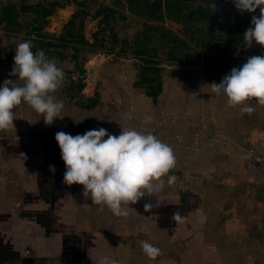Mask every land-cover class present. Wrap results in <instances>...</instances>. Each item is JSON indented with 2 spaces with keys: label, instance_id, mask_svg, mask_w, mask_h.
<instances>
[{
  "label": "rangeland",
  "instance_id": "374dc122",
  "mask_svg": "<svg viewBox=\"0 0 264 264\" xmlns=\"http://www.w3.org/2000/svg\"><path fill=\"white\" fill-rule=\"evenodd\" d=\"M205 1L194 0L192 5L197 7ZM117 2L0 0V7L8 3L17 5L19 9L24 5L43 4L52 11L43 18L41 13L20 10V26L14 29L0 26V84L5 79H17L11 75L15 47L28 38L33 39L34 51L43 46L50 53L49 57L56 58L58 66L65 73L62 86L56 92L57 98L64 101L63 118L47 126L42 114L22 103L14 109V127L0 129V154L2 151L9 158L14 153L9 150L13 145L10 142L16 140L23 143L17 154L22 153L31 159L30 163L26 161L21 167L20 162L15 167L10 164V170L18 168L22 171L23 179H27L24 182L28 190L32 182L39 183L42 188L39 200L43 211L37 212L39 222L33 220L31 225L44 226L40 237L60 236V239L63 234L61 227L69 220L73 221L75 216L74 213L70 214L75 192L78 189L82 191L81 185L63 184V176L54 179L56 175L49 168V161H53L54 166H60L61 171H65L55 140L56 132L76 135L103 127L108 133L119 135L121 127H135L138 130L147 128L162 139L167 137L166 133H162L164 127L170 130V140L175 142V135L178 134L182 142L187 143L184 145L186 151H181L182 155L200 157H197L198 161L190 159V163L180 165V176L174 185L165 183L159 193L145 196L132 208L166 225L161 228L170 237H182L176 228L178 222L172 219L176 212L175 205L184 208L190 206L194 210H198L196 205H204L206 211L200 210L201 215L205 216L206 213L208 220L207 215L211 213L216 222L215 227H210V240L208 238L205 242L208 225L201 223V243L199 241L193 245L194 252L202 251L203 248L211 252L201 260V264H264V106L253 102L255 111L242 114L237 108L228 106L226 98L213 93L210 86L212 82L219 83L233 67H240L248 57L264 55V47L255 42L251 47L239 43L238 49H235L236 45H226L224 42L214 48L208 44L205 47H192L188 51V65L164 62L163 93L155 104L137 86L141 61L133 51L138 47L136 40L144 30L143 19L130 13L126 5L117 6ZM51 3L59 5L52 6ZM107 7L117 12L105 27L102 25L104 28L101 30L99 21L103 15L96 18L95 14ZM222 7L240 12L232 0H225ZM75 14H78V18L74 34L64 39L62 35L66 33V25ZM166 22L175 31L182 29V25ZM39 25H42L40 31L36 30ZM201 26L204 27L203 24ZM113 32L118 36L117 43L114 42ZM225 32L228 31L215 30L220 40L224 39L222 35ZM65 44L67 47H63ZM152 45L159 49V58L165 59L167 48L160 46V43L157 45L155 41ZM114 46L115 50L110 51ZM123 46L124 51L121 49ZM73 47L82 49L77 60H74ZM82 67L86 69L84 75L79 72ZM80 79L85 83L81 94L77 91ZM127 112L132 113V120L124 119ZM146 115L152 117L147 125L144 123ZM198 144L199 150L192 147ZM34 156H37L38 161ZM39 165L40 171L36 178H32L33 169ZM67 190L72 191L71 197ZM167 194L174 197L164 202L161 196ZM84 198L86 206V196ZM145 202L152 203L153 207L145 210ZM167 203L170 204L169 208ZM89 204H94L91 197ZM161 205L163 211L160 214ZM52 227H60L57 235ZM215 238L217 242L213 243L211 239ZM90 259V255L81 253L77 264H87ZM195 263L199 264V260Z\"/></svg>",
  "mask_w": 264,
  "mask_h": 264
},
{
  "label": "clouds",
  "instance_id": "9594fccd",
  "mask_svg": "<svg viewBox=\"0 0 264 264\" xmlns=\"http://www.w3.org/2000/svg\"><path fill=\"white\" fill-rule=\"evenodd\" d=\"M232 3L241 13H255L259 8V16H252L242 39L245 47H251L253 42L264 47V0H232ZM211 7L215 9V0H211ZM33 48L32 38L15 47L11 75L17 79H5L0 84V129L14 127V109L22 103L42 114L47 126L63 118L64 101L57 98L56 92L65 73L55 57ZM210 86L213 93L226 98L228 106L242 114L253 113L254 104L264 106V55L248 57L240 67H233L219 83L212 82ZM124 119L132 120V113H125ZM151 120L146 115L144 123L147 125ZM55 140L65 165L62 183L81 185L82 193L90 195L92 203L100 205L101 211L106 206L114 216L127 217L130 204L159 193L165 183L172 186L177 181V175L171 171L177 162L173 146L147 128L121 127L119 135L110 134L103 127L76 135L58 131ZM152 207V203H144L145 210ZM172 219L183 222L185 216L178 210ZM205 219L202 214L201 223ZM139 244L151 260L162 254L148 240ZM99 264L120 262L105 256Z\"/></svg>",
  "mask_w": 264,
  "mask_h": 264
},
{
  "label": "crops",
  "instance_id": "0c3cea01",
  "mask_svg": "<svg viewBox=\"0 0 264 264\" xmlns=\"http://www.w3.org/2000/svg\"><path fill=\"white\" fill-rule=\"evenodd\" d=\"M162 131L163 134H167V137L162 138V140L171 144L174 148L177 162L175 168L171 171L179 178V171H181L179 169L180 165L183 163L184 165L185 163H190V159L198 161L199 158L197 159V157H200V155H182L181 151H186L184 145L187 143L182 142L178 134L175 135V142L170 140L168 135L170 134L169 129L162 127ZM10 141L11 140L7 142ZM12 143L13 145H11ZM21 144L23 145V143L17 142L16 140L10 142L12 148L9 150L11 153H14L9 158H7L2 151L0 154V226L27 228L36 236L33 240L35 244H38V252L37 255L35 254L37 259H35L34 256L32 257L34 258L33 263L77 264L81 253L84 255L86 253L91 256L87 264H99L100 260L105 256L119 260L120 264H194L197 260H199V264H201V260L208 257V252L210 251L205 248H203L202 251H193L194 243H199L200 241V210H203V212L206 211L204 205H197L198 211L195 213H191L194 210H189L190 213L185 221V223L187 222L190 224L187 226L190 227L187 234L182 235V237H170L169 234L158 225V222L149 217H145L139 212L137 213L132 206L128 209L127 217H117L114 216L106 206H104L103 211H101L100 205L89 204L90 195H85L87 199L86 207L83 203L85 196L79 189L75 192L74 196L76 198L72 200L73 210L70 209V214H75L74 219L73 221L69 220L67 223L70 228L69 232L73 233V236H61L62 239H59L60 236L46 237L45 235V238L40 237V228H42L41 226L43 225H38V228L36 225H31V222H33V220L39 222L37 221V212L43 211L41 209L43 206L39 200L42 195V188L39 183L35 182L34 184L32 182V186H30L28 190L24 182V180L27 179H23L22 176L24 175H22V171H19L18 168L11 171L10 167H8L10 164L14 165V167L18 166L19 162L21 167L24 162H31L30 156L26 158L23 155L17 154L19 153ZM5 145L6 144H4V146ZM192 147H197L199 150L200 144ZM35 158H37V156ZM53 163V161H49V168L56 175L54 179H59L64 175V172L63 170L61 171L60 166H54ZM40 167L39 165L33 169L34 175L32 178H36V174L40 171ZM79 196L82 198H79ZM52 200H55V198H52ZM207 216L209 217L208 220H204V223L208 225V229H205L204 242L206 239L208 240V238L210 240L211 228L213 226L215 227L216 222L213 214L210 213ZM67 224L65 226H67ZM59 228L60 227H52L54 231H58ZM63 231L66 230L63 229ZM180 233L183 234L185 232L183 230ZM77 234L81 236L79 240H77L78 237H75ZM141 240H148L158 246L162 254L157 257L156 260L149 259L141 249L139 244ZM211 240L213 243L217 242L216 238ZM6 243H14L13 246L18 248L21 242L18 241V239L10 241L8 239ZM94 244L97 246L93 247ZM41 249H43L44 252L41 251ZM27 253L26 251V255ZM78 254L79 256H77ZM0 264L8 263L0 258Z\"/></svg>",
  "mask_w": 264,
  "mask_h": 264
},
{
  "label": "trees",
  "instance_id": "16d2710c",
  "mask_svg": "<svg viewBox=\"0 0 264 264\" xmlns=\"http://www.w3.org/2000/svg\"><path fill=\"white\" fill-rule=\"evenodd\" d=\"M193 1L194 0H118L117 2V6L126 5L130 13L143 19L144 30L138 37V40H136L138 47L133 51L136 58L141 61L137 86L142 88L146 96L151 98L155 104L163 93L162 71L164 62L188 65V51L195 46L205 47L208 44L210 48H214L224 42L226 45H236L235 49H238L237 44L243 42V33L250 26L252 16H259V9H257L255 13L249 14L240 13L233 9H225V7H222L225 0H215V9L211 7V0H206L204 4L197 7L192 5ZM51 5L57 6L59 3H51ZM20 10L41 13L43 18L52 12L43 4L24 5L19 9L17 5L8 3L0 7V26L4 25L12 29L20 26ZM116 12V9L108 7L96 12V18L103 15L102 19L99 21L101 30L109 23L110 18L113 17ZM77 18L78 14L73 15L72 19L66 25V33L62 35V38L66 39V36H72L74 34L73 30L75 29ZM166 21L182 25V29L180 31H175L172 27L167 25ZM201 24H203L204 27H202ZM102 25H104V27ZM41 28L42 25H39L36 30L40 31ZM218 28L228 31L222 35L224 37L223 40H220L218 34L215 33V30ZM113 36L115 37L114 42L117 43L118 36H116L114 32ZM80 39L82 41L84 40L83 37ZM154 41L157 45L160 43V46H165L167 48L165 59L159 58V49L157 46L154 47L152 45ZM125 43L128 44L129 42ZM63 47H67V45L65 44ZM40 48L45 50L43 46H40ZM73 49L75 50L74 60H77V55L82 49L78 47H73ZM121 49L124 51V46ZM114 50L115 46L110 51ZM45 52L47 55L50 54L47 50H45ZM79 72L81 75L86 74L85 67H82ZM77 87L78 93L81 94L85 87L83 79H80ZM66 192L68 196L71 197L72 191L67 190ZM170 197L174 196H161V200L163 199L164 202H169ZM144 198H142V200ZM167 204L169 208L170 204ZM130 206H132V204H130ZM192 208L190 206L184 208L182 205L181 207L175 205V210H179L181 214L185 216L184 224L182 225V222H178L179 225H176L179 232L184 230L185 233L181 235L187 234L190 228L187 227L190 224L187 222L185 223V221L190 213L189 210H194V208ZM159 209V213L161 214L163 205H161ZM194 211L196 212L198 210ZM195 212L192 211L191 213ZM158 225L163 228L167 227L166 225L163 226L160 224V222H158ZM41 227L40 233L44 228L43 226ZM64 227H61L66 230L63 231L62 237L73 234L69 232L70 228L68 225H64ZM55 232L56 234L58 233V231ZM75 237H78L77 240L81 238L80 234L75 235ZM35 238L36 236L32 235L27 228L0 226V258L4 259L8 264H35V262L33 263L34 258H32L34 256L35 259H37L38 244L34 243L35 241L33 239ZM8 239L9 241L18 239L21 243L18 245V248H16V246H13L14 243H6ZM96 246V244L93 245V247ZM26 251L28 252L27 255ZM77 256H79V254Z\"/></svg>",
  "mask_w": 264,
  "mask_h": 264
},
{
  "label": "built area",
  "instance_id": "2783aa9c",
  "mask_svg": "<svg viewBox=\"0 0 264 264\" xmlns=\"http://www.w3.org/2000/svg\"><path fill=\"white\" fill-rule=\"evenodd\" d=\"M260 159H258V161H259Z\"/></svg>",
  "mask_w": 264,
  "mask_h": 264
}]
</instances>
